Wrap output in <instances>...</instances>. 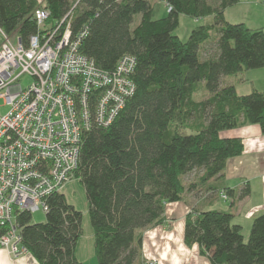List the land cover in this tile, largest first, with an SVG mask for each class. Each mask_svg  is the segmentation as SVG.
Segmentation results:
<instances>
[{
  "label": "trees",
  "instance_id": "1",
  "mask_svg": "<svg viewBox=\"0 0 264 264\" xmlns=\"http://www.w3.org/2000/svg\"><path fill=\"white\" fill-rule=\"evenodd\" d=\"M161 1L170 10L153 18L149 0H0V26L23 42L36 31L37 7L48 11L45 26L72 9V34L87 26L79 51L96 66L111 70L123 54L136 59L135 93L109 126L83 135L73 173L88 203L96 264H137L141 232L164 223L165 206L189 203L188 190L211 187L208 181L243 150L241 138L224 137V130L248 123L264 133V91L240 95L220 82L264 67V30L225 20L224 9L238 0ZM179 14L212 22L181 41L173 34ZM208 42L215 51L202 57ZM198 82L208 93L201 100L194 98ZM193 170L200 173L186 188L183 176ZM248 193L245 186L239 196ZM47 204L42 222L26 211L15 214L22 245L37 264H81L75 255L81 212L61 192ZM232 218L225 210H193L185 216L186 245L197 244L210 264H264V212L253 218L247 240Z\"/></svg>",
  "mask_w": 264,
  "mask_h": 264
},
{
  "label": "built area",
  "instance_id": "2",
  "mask_svg": "<svg viewBox=\"0 0 264 264\" xmlns=\"http://www.w3.org/2000/svg\"><path fill=\"white\" fill-rule=\"evenodd\" d=\"M47 17L43 7L33 11L36 31L26 42L0 26V98L8 106L0 113V248L13 256L27 252L15 214L48 210L47 198L73 178L83 135L109 126L136 89L133 55L102 69L79 51L87 26L72 34V9L45 26ZM24 74L32 80L25 87Z\"/></svg>",
  "mask_w": 264,
  "mask_h": 264
},
{
  "label": "crops",
  "instance_id": "3",
  "mask_svg": "<svg viewBox=\"0 0 264 264\" xmlns=\"http://www.w3.org/2000/svg\"><path fill=\"white\" fill-rule=\"evenodd\" d=\"M37 1L41 3L43 0ZM223 15L230 23H243L250 29L264 30V0H238L224 9ZM258 70L261 86H257L252 78L239 77L240 82L248 83L249 90L246 93L252 90L264 91V67ZM228 84H232L236 90L235 84ZM236 93L239 94L237 90ZM221 135L241 138V154L226 161L222 175L208 181L211 187L205 189L207 191L204 195L194 200L193 191H188L186 198L195 203L198 211L217 209L230 212L232 221H236L234 223H245V238L248 237L253 218L264 212V133L257 124L242 123L236 128L224 130ZM245 186H248L249 193L240 197V191ZM226 189L233 190L232 194L228 195ZM199 190H194L196 195ZM222 191L226 192V199L221 198ZM221 202H224V206L228 204V207L220 208ZM186 211L187 203L183 201L168 203L165 215L170 219L169 224H158L141 232V260L137 264L142 263V258L154 259L156 264H210L200 254L197 244L188 246L184 241ZM87 239L90 241L83 244L84 241L80 243L79 237L75 247L76 258L81 264H96L92 233H88ZM0 264H37V261L30 252L13 256L6 249L0 248Z\"/></svg>",
  "mask_w": 264,
  "mask_h": 264
},
{
  "label": "rangeland",
  "instance_id": "4",
  "mask_svg": "<svg viewBox=\"0 0 264 264\" xmlns=\"http://www.w3.org/2000/svg\"><path fill=\"white\" fill-rule=\"evenodd\" d=\"M151 2V5L153 7V14L152 17L153 18H159L162 17L164 15H166L167 13V9L165 8L163 2L161 0H149ZM139 15H135L134 17V22L136 23L138 21ZM178 26L174 29L173 34L177 35L179 37V39L181 41H186L190 31L200 25V24H206V23H211L212 19L210 18V16H205V17H200V18H192L189 17L187 15L184 14H179L178 16ZM214 45L210 42L204 44V46H202V49L200 50L201 56L205 57L207 55H210L211 53H214ZM262 68V67H261ZM243 76V77H247V78H252L255 81V84L257 86H261V79H259V70L258 68H254V69H247L244 70L243 72L237 73V74H232V75H225L222 76L221 78V84H228L229 82L233 83L236 85V90L239 94H243L246 92H248V83L247 82H240L239 81V77ZM31 77H29L28 75H22V77L20 78V83L23 87L27 86L30 82H31ZM198 87H197V91L194 94V98L196 100H201L205 97L208 96V93L205 91L204 89V84L203 82H198L197 83ZM263 86V85H262ZM8 110V106L3 104V99L0 98V113L4 114L6 111ZM200 173V170H193L189 173H187L186 175L183 176V182L185 184V187L188 188V185L190 183H193L197 180V177ZM195 189L192 190H188V191H193L192 195L194 200H197L200 198L201 195H204L205 192L207 190H203L200 189L198 191V195L195 194L194 192ZM61 192L65 195L67 202H69L70 204H72L78 211L81 212V228H82V233H81V242L83 241V244L89 239H87V235L88 233H92V229L89 223V217H88V203L85 197V193H84V188L81 184V182L77 179V178H71L70 180H68L65 185L63 186V188L61 189ZM189 201V203H187V211H186V215L188 213H192L193 210H197V207L195 206V203H193L192 201H190L189 199H187ZM221 206L220 208H226L228 207V204H226L224 206V202H221ZM165 210H166V206H165ZM185 215V216H186ZM45 217V212H43L42 210H37L35 212L31 213V220L32 222H42L44 220ZM166 217V215H165ZM170 219L169 218H165L164 223L163 224H169ZM236 222V221H234ZM241 226V233L243 235V232L246 233V229L247 227L244 225L245 223H238ZM247 225V224H246ZM244 240H247V237L244 238ZM143 262H145L146 260H149L148 258H142ZM150 261H154L153 264H156V261L154 259H150ZM85 264H88L85 262ZM142 264V263H140Z\"/></svg>",
  "mask_w": 264,
  "mask_h": 264
}]
</instances>
